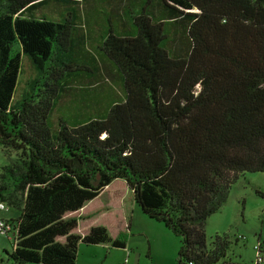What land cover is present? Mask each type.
Segmentation results:
<instances>
[{"label":"trees","instance_id":"16d2710c","mask_svg":"<svg viewBox=\"0 0 264 264\" xmlns=\"http://www.w3.org/2000/svg\"><path fill=\"white\" fill-rule=\"evenodd\" d=\"M52 1L96 0H0V147L14 152L0 219L14 227L3 237L12 264H75L79 244L123 249L124 233L80 236L68 216L114 180L178 238L174 264H230L239 238L207 242L204 224L239 176L264 174V0H115L111 14L128 21L109 27L96 53L74 8L35 15ZM22 56L35 76L13 101ZM101 65L121 96L109 90L92 112L59 111L53 123L71 82L99 79ZM9 208L16 218L3 217Z\"/></svg>","mask_w":264,"mask_h":264},{"label":"rangeland","instance_id":"374dc122","mask_svg":"<svg viewBox=\"0 0 264 264\" xmlns=\"http://www.w3.org/2000/svg\"><path fill=\"white\" fill-rule=\"evenodd\" d=\"M103 1L78 2L72 6H65L62 3L52 1L34 13L37 17L46 15L48 18L57 19L59 15V17L67 16L68 11L65 8H74L80 16L78 26L80 34L86 39L85 48L96 53V41L106 33L107 29L109 27L121 29V21H128L124 17H121V21H119L111 14L117 6L115 0ZM125 2L123 0L121 3ZM176 38H178V34ZM171 46L172 50H175L176 45L172 43ZM18 51V45L14 43L11 48V55ZM20 64L21 70L17 78L13 101L20 98L26 88L27 81L35 76L34 69L26 57H21ZM118 85L119 83L115 81L114 77L107 78L105 76L102 65L99 71V79L89 80L84 76L75 79L69 85L70 89L63 93L57 103L51 116L53 123L56 122L59 111V114L67 120H74L79 117L77 111L80 110L92 112L95 110L94 103L102 97L105 98L109 90H112L115 95L121 96ZM13 159L14 152L0 147V175L3 172L2 168L9 163L11 164ZM1 184L10 187L6 178L0 180ZM256 190L264 193V174L244 173L239 176L231 185L225 203L216 213L210 215L204 224L207 242L214 235L223 234L231 239L240 236L245 238V241H240L239 238L237 243L231 246L227 252V257L233 264L250 261L253 258L252 247L256 237L260 236L264 239V199L255 194ZM119 197V207L114 209L124 210L123 205H128L130 208L128 215L130 227L126 245V249L131 251L130 255L127 258L124 249L110 248L104 245L79 244L75 264H123L125 259L127 264H174L179 246L178 238L161 224L145 217L132 201L130 195L124 193L122 196L120 194ZM18 214L19 211L13 208L2 213L5 219H14ZM147 241L150 244L149 254H147ZM11 250V242L0 237V264H12L9 257Z\"/></svg>","mask_w":264,"mask_h":264},{"label":"crops","instance_id":"0c3cea01","mask_svg":"<svg viewBox=\"0 0 264 264\" xmlns=\"http://www.w3.org/2000/svg\"><path fill=\"white\" fill-rule=\"evenodd\" d=\"M124 193L130 195L125 183L121 180H114L108 186H106L96 198L86 203L79 211L70 213L68 216H73L77 219V226L73 230V233L80 236L86 234L87 231L93 226H103L104 228H106L107 233L112 239L116 238L119 234L124 233L126 236V241L123 249L125 250V255H127L128 258L131 252L130 249H126L127 237L129 232L128 230L130 227L128 217L130 208L128 205H123L124 210L114 209L115 207H119V195L121 194L122 196ZM258 242L262 245L264 256V239L258 236L256 237L255 244ZM147 247V254H149L150 244L148 241ZM253 259L254 253L253 258H251L250 261L242 264H252ZM230 264H233L231 263V260Z\"/></svg>","mask_w":264,"mask_h":264},{"label":"built area","instance_id":"2783aa9c","mask_svg":"<svg viewBox=\"0 0 264 264\" xmlns=\"http://www.w3.org/2000/svg\"><path fill=\"white\" fill-rule=\"evenodd\" d=\"M4 205L0 202V212L4 210ZM14 230L13 225L9 222L0 219V237H7L8 240H11L12 232ZM241 241H245L244 237H240ZM254 251V259L252 264H264V256H263V249L262 245L258 242L252 247ZM123 264H127V260L123 261Z\"/></svg>","mask_w":264,"mask_h":264}]
</instances>
